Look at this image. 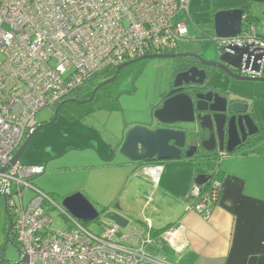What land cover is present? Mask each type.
I'll return each instance as SVG.
<instances>
[{
  "label": "built area",
  "instance_id": "1",
  "mask_svg": "<svg viewBox=\"0 0 264 264\" xmlns=\"http://www.w3.org/2000/svg\"><path fill=\"white\" fill-rule=\"evenodd\" d=\"M189 1L0 0V170L35 128L39 109L57 106L87 80L124 61L175 50L188 31L187 20L175 17L182 12L189 18ZM225 44L262 53L260 71L249 74L264 75V20L218 39V50ZM44 170L16 161L0 171L10 234L22 252L17 260L27 257L18 264H172L157 249L169 243L172 228L156 231L146 219L118 233L122 227L111 221L97 235L32 183ZM24 188L34 192L26 202ZM190 196L191 209L208 218L218 181L195 183ZM46 206L58 207L71 220L69 228L52 229Z\"/></svg>",
  "mask_w": 264,
  "mask_h": 264
},
{
  "label": "rangeland",
  "instance_id": "2",
  "mask_svg": "<svg viewBox=\"0 0 264 264\" xmlns=\"http://www.w3.org/2000/svg\"><path fill=\"white\" fill-rule=\"evenodd\" d=\"M227 1L236 7L249 2L189 1V18L182 12H178L175 17L176 20H187L188 30L186 36L177 40L175 50L195 52L204 59H215L218 56V39L215 38L214 31L208 26L198 28L196 24L209 22L212 18L211 9L216 5H227ZM263 7V3L252 1L249 13L261 17ZM170 72L169 59L154 58L123 66L115 78L105 84L101 83L110 76L102 73L93 76L78 91L65 98L76 96L84 101L65 102L52 124L43 125L33 132L19 157L21 163L45 166V170L35 176L32 183L51 195L54 202L68 214L71 213L63 206V198L75 191L82 194L86 190L90 191L92 194L88 195L91 198L84 195L99 212L98 217L90 221H78L97 235L103 234L104 227L111 223L107 217L109 212H116L128 220L126 226L119 230L118 233H121L136 224L135 217L141 216L140 213L143 215L144 207L149 205V197L140 192L137 183L142 177L150 179L149 174L147 177L142 173L141 165L126 163L127 159L119 152V142L127 128L150 120V109L166 90ZM208 81L224 90L230 98H246L249 106L260 114L261 129L252 136L249 144L242 145L233 152L251 148L264 149V82L233 79L221 70L212 72ZM88 99L90 100L87 101ZM55 108L56 106H45L39 109L35 113L36 126L49 121ZM182 125L186 127L185 140L188 145L195 140V132L191 128L193 124ZM165 162L168 170L180 174H190L192 166L199 173L210 174L218 164L216 158H194L190 161L177 157L160 160L157 164L161 166ZM22 194V200L26 202L34 192L24 188ZM14 197L18 199L17 195ZM4 203V197L0 194V263L3 259L4 264H11L19 257L17 245L11 242L14 238L12 234L7 241L9 219ZM45 210L51 218L52 229L62 231L69 228L71 220L58 207L46 206ZM162 211L164 215V208ZM157 249L167 261L174 259L171 253L161 249V245Z\"/></svg>",
  "mask_w": 264,
  "mask_h": 264
},
{
  "label": "crops",
  "instance_id": "3",
  "mask_svg": "<svg viewBox=\"0 0 264 264\" xmlns=\"http://www.w3.org/2000/svg\"><path fill=\"white\" fill-rule=\"evenodd\" d=\"M228 2L215 8H236ZM249 108L259 131L260 114ZM215 158L218 196L208 218L191 209L196 167L190 166V174H180L168 170L167 162L159 166L151 161L140 164L150 179L142 177L138 187L150 202L135 221L149 219L155 228L167 224L172 228L169 243L161 247L173 256L167 258L172 264H264V149H243ZM84 194L91 198L90 191Z\"/></svg>",
  "mask_w": 264,
  "mask_h": 264
},
{
  "label": "water",
  "instance_id": "4",
  "mask_svg": "<svg viewBox=\"0 0 264 264\" xmlns=\"http://www.w3.org/2000/svg\"><path fill=\"white\" fill-rule=\"evenodd\" d=\"M242 15L243 9L240 7L217 10L212 16L215 38H230L239 34L243 23ZM220 48L221 51L220 53L218 52L217 56L218 60L203 59V62L207 65L219 68L233 79L264 82V75L253 76L249 74V70L254 72L260 71V62L257 61L262 59V53L254 54V50L251 49L249 45L237 46L234 44H225L221 45ZM189 54L192 53L160 52L144 54L117 65L115 75L120 68L135 61L154 58L170 59ZM251 55H254V59L252 64L249 65ZM244 59L245 61H243ZM115 75L106 79L101 84L112 81ZM195 77H197V79H195ZM204 79V70L191 67L186 71L176 74L173 80V86L177 87L181 85V83L187 84L190 81L201 85ZM194 96L197 99L195 101H193L189 93L180 91L166 97L162 103L156 106L151 112V118L147 124L136 123L126 129L119 144V152L131 161H143L145 159L165 160L181 155L192 157L195 154V145H190L186 150H182L186 146L185 129L173 127L151 128L150 125L153 119L167 125L183 123L193 124L195 120L198 121L202 128L210 132L213 131L207 139L201 142L203 149L210 153L215 149L214 135L217 136L219 141L218 150L223 154L232 152L236 146L241 143L245 135L250 136L258 132V127L248 111L250 110L249 103L243 100L233 99L228 101L225 96L217 92L205 94L197 93ZM67 101L83 102L84 100H78L74 97L60 101L54 110L52 118L47 122L38 124L26 135L24 141L16 150L9 163L0 170L1 172L5 171L16 161H19V157L28 145L33 132L43 125L52 124L57 116L59 108ZM227 106H229L230 113L228 115L226 114ZM224 133L227 134L225 147L222 145ZM240 136L241 139L239 138ZM208 179V174L199 173L195 176L194 182L198 185H202L206 183ZM2 196L4 197L5 211L7 212L6 199L4 195ZM62 204L72 216L83 221L93 220L97 218L99 214L88 198L79 191H75L64 197ZM107 217L110 221L121 227L126 226L128 222L126 218L116 212H109ZM9 227H11V222ZM16 251L18 257H20L22 254L21 250L16 249ZM26 261L27 257L24 256L11 264H18Z\"/></svg>",
  "mask_w": 264,
  "mask_h": 264
},
{
  "label": "flooded vegetation",
  "instance_id": "5",
  "mask_svg": "<svg viewBox=\"0 0 264 264\" xmlns=\"http://www.w3.org/2000/svg\"><path fill=\"white\" fill-rule=\"evenodd\" d=\"M171 52H181V51L173 50ZM171 52H169V53H171ZM218 52L220 53L219 50H218ZM190 53H192V54L185 55V56H180V57H175V58H170L169 59L170 69H171V72L170 73L171 74H170V77H169L168 85H167L166 90L163 93L160 94V97L158 99V102L151 107V109H150V118H151V112L156 108V106H159L166 97L171 96V95H173V94H175L177 92H180V91H185V92L189 93L192 96L193 101L197 100L195 98V96H194L195 94H197V93H203V94H205V93H209V92H212V93H216L217 92V93L221 94L222 96H225L228 101L229 100H232V99L233 100H243V99H240L238 97L230 98V97H228L226 95V93L224 92V90L222 91L221 89H218L217 87H215V85H211L209 83V81H208V78H209L210 74L212 72H214L216 70H220V69L217 68V67H214V66H210V65L205 64L203 62V59L204 58H202L198 53H195V52H190ZM205 60H210V59H205ZM211 60H218V58L216 57L215 59H211ZM191 67H196L198 70H204L205 71V79H204L203 84L199 85L197 83H193V82L190 81L187 84L186 83H181V85H179L177 87L173 86V80H174L176 74L179 73V72L186 71L187 69H189ZM115 72H116V68L110 70L109 72H105V73H102V74H106V76L112 77V76L115 75ZM195 79H197V77H195ZM76 98L78 100H80V98H78V97H76ZM243 101H245V100H243ZM201 105H203V104H201ZM248 111L251 114V117L253 118V121L256 124V120H255V117H254L253 113L250 110H248ZM226 114L227 115L230 114L229 113V106H227ZM144 124H147V123H144ZM150 127L151 128H156V127H173V128H177V129H185V131H186V127H184L182 124H171V125H167V124L160 123V122L156 121L155 119L152 120ZM191 128L195 132V140L193 142H191L190 144L186 145L182 150L183 151L186 150L188 148V146H190V145H195L196 146V152H195V154L202 153V151L207 152L205 149H203V147L201 145V142L204 139H207L209 137L210 133H212L213 131L210 132L209 130L202 128L199 125L198 121H196V120L193 123V125H192ZM124 133H125V131H124ZM214 136H215V149L211 153H214V154H222L218 150V143H219V141L217 139V136L216 135H214ZM252 136L253 135H250V136L249 135H245V137L243 138V140H241V143L238 146H236V148H238V147H240L242 145L249 144L251 142V140H252ZM239 138L241 139V136ZM121 140H122V137H121ZM121 140H120V142H121ZM226 141H227V134L224 133L223 139H222V145L224 147H225ZM120 142H119V144H120ZM223 154H226V153H223ZM126 159H127L126 160V163L127 164H131V165H134L135 163H137L138 165H140L142 163H148V162H151V161H155V159H145L143 161H131L128 158H126ZM7 214H8V212H7ZM10 239H11V237H10ZM12 240H11V242H13L14 244H16L14 238H12ZM16 248L19 249L18 246H16ZM1 262H2L1 264H4L3 260Z\"/></svg>",
  "mask_w": 264,
  "mask_h": 264
},
{
  "label": "trees",
  "instance_id": "6",
  "mask_svg": "<svg viewBox=\"0 0 264 264\" xmlns=\"http://www.w3.org/2000/svg\"><path fill=\"white\" fill-rule=\"evenodd\" d=\"M248 4L246 5H243V6H240V8L243 9V15H242V20H243V23L242 25H244L245 23H249V22H258L260 20H264V7H263V10H262V15L261 17H258V16H254L252 14L249 13V7H250V4L252 3V1H258V2H261L263 3L264 5V0H248ZM239 8V7H238ZM221 8H212L211 11H212V15L217 11V10H220ZM189 11V9H188ZM190 16V15H189ZM196 26L198 28H201L203 29L204 27L208 26L212 29V31H214V28H213V20L211 18V20L209 22H204V23H201V24H196ZM91 79V78H90ZM233 152V151H232ZM232 152H229V153H232ZM228 153V154H229ZM218 155H222V154H214V153H210V152H205V151H202V153H198V154H195L193 155L192 157H185L184 155H181L180 157H183V158H187V159H194V158H215L217 157ZM156 162L160 161V160H155ZM137 164V163H135ZM214 173L215 172H212L209 175V179L207 180L206 183L202 184L201 186L204 187V186H208L210 184V181L212 179H214ZM207 174V173H206ZM9 219V218H8ZM10 220V219H9ZM155 228V227H154ZM168 228V224L165 225L164 227H161V228H155L156 231H162L164 229ZM10 227L8 226L7 227V236H8V241L10 240ZM12 240V239H11ZM13 241V240H12ZM164 245H167V244H163ZM3 260V259H2ZM1 264V263H0Z\"/></svg>",
  "mask_w": 264,
  "mask_h": 264
}]
</instances>
